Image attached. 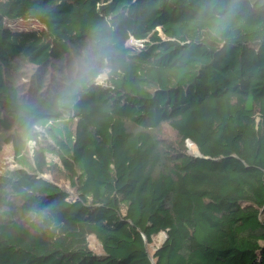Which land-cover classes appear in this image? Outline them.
<instances>
[{
    "label": "trees",
    "instance_id": "16d2710c",
    "mask_svg": "<svg viewBox=\"0 0 264 264\" xmlns=\"http://www.w3.org/2000/svg\"><path fill=\"white\" fill-rule=\"evenodd\" d=\"M6 144L0 264H264V0H0Z\"/></svg>",
    "mask_w": 264,
    "mask_h": 264
},
{
    "label": "rangeland",
    "instance_id": "374dc122",
    "mask_svg": "<svg viewBox=\"0 0 264 264\" xmlns=\"http://www.w3.org/2000/svg\"><path fill=\"white\" fill-rule=\"evenodd\" d=\"M9 28H12L13 31L16 30H38L40 27L33 23V22H21V21H12L7 24ZM131 42V45L137 44L134 42V40H129ZM20 70L15 74V76L12 78V81L20 88L21 93H25L29 91V86L31 85L32 75L35 74V69L31 67V65H23L18 67ZM49 77L48 70H46L45 73V81ZM103 78L100 79L102 81ZM35 130L38 132L41 131L40 128L36 127ZM158 137L161 140H166L168 142H175L176 137L174 133L168 128V126H162L158 130ZM43 139V138H41ZM45 143V142H42ZM36 149V145L34 142L30 141L27 143L26 146V154L28 157H32L33 151ZM188 152L190 154H198L195 150L194 146L189 145L188 146ZM47 161H54L57 162V159L54 158L51 155H47ZM18 165L16 163V158L13 154V149L10 144L3 145L0 150V175L5 173L6 171L13 170L17 168ZM45 179H48L50 181H54L56 185H58L60 188L66 190L67 192L71 193L72 190L68 184V182L64 179L63 173L58 168H52L51 171L45 173L43 175ZM165 238V233L160 232L156 236L153 237L152 243L148 246L149 252L153 253V251L162 244L163 240ZM89 247L94 250L95 252L99 251V245L96 242V240L91 236L89 237Z\"/></svg>",
    "mask_w": 264,
    "mask_h": 264
},
{
    "label": "built area",
    "instance_id": "2783aa9c",
    "mask_svg": "<svg viewBox=\"0 0 264 264\" xmlns=\"http://www.w3.org/2000/svg\"><path fill=\"white\" fill-rule=\"evenodd\" d=\"M134 42H136L137 44H135V45H140V43H139V41H134ZM191 143L190 142H187V146H189Z\"/></svg>",
    "mask_w": 264,
    "mask_h": 264
},
{
    "label": "bare ground",
    "instance_id": "6f19581e",
    "mask_svg": "<svg viewBox=\"0 0 264 264\" xmlns=\"http://www.w3.org/2000/svg\"><path fill=\"white\" fill-rule=\"evenodd\" d=\"M191 145V144H190Z\"/></svg>",
    "mask_w": 264,
    "mask_h": 264
},
{
    "label": "water",
    "instance_id": "95a60500",
    "mask_svg": "<svg viewBox=\"0 0 264 264\" xmlns=\"http://www.w3.org/2000/svg\"><path fill=\"white\" fill-rule=\"evenodd\" d=\"M198 155V154H197Z\"/></svg>",
    "mask_w": 264,
    "mask_h": 264
}]
</instances>
